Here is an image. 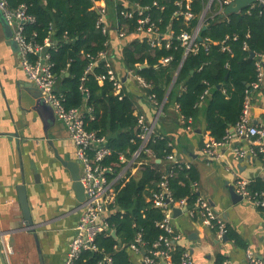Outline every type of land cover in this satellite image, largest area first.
Returning a JSON list of instances; mask_svg holds the SVG:
<instances>
[{"label":"trees","instance_id":"obj_1","mask_svg":"<svg viewBox=\"0 0 264 264\" xmlns=\"http://www.w3.org/2000/svg\"><path fill=\"white\" fill-rule=\"evenodd\" d=\"M98 1L11 0V5L25 3L28 12L35 16V23L28 25L25 32L37 43L48 44L46 51L52 64L51 72L56 77V93L62 95L66 108H78L82 112L87 130L106 138L111 155L103 163L115 171V176L124 167L119 157L129 160L139 147L136 138L139 116L135 114V99L127 89L122 87L116 93L113 81L107 77L105 61L97 60L85 80L80 81L91 61L108 49V33L103 34L96 27ZM153 1L164 6L163 11L153 9L152 16L160 20L158 26L162 33L170 25V47L152 51L147 40L139 41L132 36L136 24L133 20L127 21V32L132 39L121 51V66L125 72L133 71L149 84L143 90L144 95H154L156 102L162 104L164 115L175 103L178 115L184 118V127L188 126V118L194 121L198 117L205 100V134L221 141L237 123L245 91L256 81V62L264 53V6L256 2L225 16L224 12L218 13L219 3L213 1L206 10L209 0H193L190 9L195 18L187 26L183 17L174 15L177 0H130L142 6H150ZM202 15L205 29L202 27L199 31L198 50L184 55L177 38L183 31L191 33ZM206 39L209 42L205 47ZM250 52L254 57H250ZM165 57L171 60L167 66H161L160 60ZM262 67L264 70V61ZM99 76L106 79L100 83ZM80 86L87 90V97ZM147 149L151 154L142 153L139 157L147 164L141 165L136 175L118 181L115 203L108 208L106 220L109 228L116 231L117 238L98 235L95 239L98 251L83 252L77 264H99L105 256L111 257L110 264H129L135 258L129 245L138 234L143 242L141 248L147 251L151 247L162 234L156 224L163 214L148 199L162 175L170 170L168 186L173 199L186 198L188 209L193 205L197 194L192 186L197 185V171L166 162L172 148L164 136L153 134ZM151 157L160 163H150ZM260 188L259 183L250 185L251 190ZM226 236L229 237L228 229ZM182 253L177 247L173 261L177 262Z\"/></svg>","mask_w":264,"mask_h":264},{"label":"crops","instance_id":"obj_2","mask_svg":"<svg viewBox=\"0 0 264 264\" xmlns=\"http://www.w3.org/2000/svg\"><path fill=\"white\" fill-rule=\"evenodd\" d=\"M108 18V62L122 87L134 97L135 114L150 125L158 109L122 68L121 51L130 39L118 37L113 11L109 10ZM204 102L198 117L186 127L173 103L167 115L159 116L154 134L169 140L178 164L197 171V193L222 215L229 237L219 241L200 218L173 211L171 223L181 235L177 247L188 251L195 264H246V248L264 260V211L242 199L233 202L231 196L237 178L264 185V158L252 154L251 141L241 137H233L216 157H206L202 153ZM249 120L252 125H264V84L251 95ZM234 149L246 151V156L237 159ZM75 153L66 126L42 102L20 67L18 51L0 26V232L12 248L7 264H62L82 212L73 189ZM22 187L33 231L24 227Z\"/></svg>","mask_w":264,"mask_h":264},{"label":"built area","instance_id":"obj_3","mask_svg":"<svg viewBox=\"0 0 264 264\" xmlns=\"http://www.w3.org/2000/svg\"><path fill=\"white\" fill-rule=\"evenodd\" d=\"M192 1L177 0L174 4L177 8L174 15L183 17L187 26L195 18V14L190 9ZM213 1L219 3L220 9L218 13L222 14L224 9L234 2V0H209L206 10L209 9ZM257 2L264 6V0H257ZM155 8L160 11L164 10V6H160L156 1H153L150 6H142L138 3H131L130 0H99L96 6L98 16L96 27L103 34L108 33L110 28L108 13L110 10L114 13L115 29L120 39L129 37L131 41L132 37L127 32L128 25L126 22L133 20L136 24L133 37L139 41L147 40L148 46L152 51L161 47L168 49L170 47V38L172 37L171 28L170 25H167L165 32H161L158 26L160 20L156 21L152 16V11ZM0 12L11 29L12 40L17 45L20 67L27 79L39 91L42 102L51 108L56 120L66 126L69 139L75 147V155L80 167L79 182L83 188L85 199L82 203V212L74 228V236L68 244L62 264H77L83 252L98 251L95 244V239L98 235L106 234L111 236L112 230L109 228L106 219L108 208L115 203L117 195L116 185L118 181L126 180L132 176L136 168L138 170L141 165L147 164V161L140 160L139 157L142 153L151 154L150 150L147 149V144L154 134V126L162 113V104L156 102L154 95L147 96L157 107V114L150 125L142 117H138L136 138L139 141V147L129 160L123 156L119 157L120 161L124 163V167L113 176L115 171L103 163L105 158L111 155L106 138L99 136L95 131L86 129L84 116L78 108H66L64 106L62 95L56 93V77L51 72L52 64L46 51L48 44H39L34 38L26 34V27L36 21L35 16L28 12L27 4L19 3L12 6L11 0H0ZM202 27L203 15L199 17L191 33L183 31L178 36L177 39L184 49V55L197 52V38ZM205 42L206 47L209 40L206 39ZM99 59L106 62V67L108 68L107 77L113 81L115 91L119 93L122 85L110 67L107 51L100 52L97 59L91 61L80 81L83 82L85 80L86 75ZM170 60L171 57L162 58L160 65L167 66ZM263 61L264 53L260 55V60L256 62V81L251 84V89L245 91L241 114L232 131L229 130L221 141H216L205 135L202 153L206 157H216L218 150L228 145L233 137H241L251 141L252 154H259L264 158V125H252L249 120L251 95L253 92L260 90L264 84ZM127 73L137 81L142 90L149 87V84L133 71ZM104 79H106V76L98 77L100 83ZM80 90L85 97L88 96V92L83 86H80ZM206 93L207 91L204 94ZM175 108L177 109L176 105ZM181 119L184 120L183 117ZM187 122L190 125L192 119L188 118ZM234 152L237 159L246 156V151L234 149ZM166 161L172 165H180L174 160L172 154L166 157ZM149 162L160 163V160L151 157ZM185 167L189 168L190 166L185 165ZM171 174L172 171L170 170V173L162 175L156 189L148 199L152 206L161 210L163 214L161 221L156 224L162 234L158 236L147 251L141 248L143 242L140 234H138L134 242L129 245L130 251L135 256L129 264H195L192 255L188 251H184L177 262L173 261V254L177 248V243L181 240V235L172 226L171 214L175 209L187 208V202L186 198L178 201L173 199L172 192L168 186V177ZM109 176L113 177L109 178ZM250 185V180L237 178L234 183V191L242 200L264 211V185L258 190H251ZM192 190L197 194V197L191 208H187L186 214L190 218H200L201 223L215 234L217 240L224 241L227 233V225L224 218L208 200L197 193L196 184L192 186ZM0 244L7 259V255L9 256L12 253V248L2 236ZM142 250L144 255L141 253ZM244 253L246 264H264V260L260 259L250 248H246ZM110 263L111 257L105 256L99 264ZM222 264L232 263L224 261Z\"/></svg>","mask_w":264,"mask_h":264},{"label":"water","instance_id":"obj_4","mask_svg":"<svg viewBox=\"0 0 264 264\" xmlns=\"http://www.w3.org/2000/svg\"><path fill=\"white\" fill-rule=\"evenodd\" d=\"M257 0H234L233 3H231L230 5H228L225 9H224V14L225 16H228L229 14L232 13H238L239 11H241L242 9H245L247 7H249L250 5L256 3ZM0 26L2 29V32L4 34V37L9 41L10 46L18 51L17 49V45L16 43L12 40V32L11 29L8 27V25L6 24L1 12H0ZM202 29H205V27H203ZM197 40H200V37L198 36ZM250 57H254V54L252 52L249 53ZM233 128H230V131H232ZM72 180H73V189L74 192L76 194V198L78 200V202H80L81 204L84 202L85 199V195H84V191L83 188L79 182V178H80V172H79V164H74V166L72 167ZM20 204H21V209H22V213L24 216V227L27 230L33 231L34 230V224L31 220L30 217V212H29V208H28V203H27V199H26V194L24 192V188L22 187V189H20ZM231 196H232V201L235 202L236 199H242L240 196H238L235 191L232 189L231 190ZM186 212L187 208L184 207L182 209H175L174 212ZM1 235V232H0ZM111 237L116 239V231L112 230L111 232ZM34 238L36 240V236L34 235ZM224 240H227V237H224ZM142 255H144V251H141ZM7 259L5 258L2 248H1V244H0V264H7Z\"/></svg>","mask_w":264,"mask_h":264},{"label":"rangeland","instance_id":"obj_5","mask_svg":"<svg viewBox=\"0 0 264 264\" xmlns=\"http://www.w3.org/2000/svg\"><path fill=\"white\" fill-rule=\"evenodd\" d=\"M0 240H1V236H0ZM10 247H11V245H10ZM7 258H8V255H7Z\"/></svg>","mask_w":264,"mask_h":264}]
</instances>
